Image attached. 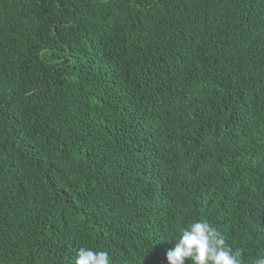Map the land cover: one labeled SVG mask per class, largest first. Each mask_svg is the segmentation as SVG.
<instances>
[{
  "label": "trees",
  "instance_id": "1",
  "mask_svg": "<svg viewBox=\"0 0 264 264\" xmlns=\"http://www.w3.org/2000/svg\"><path fill=\"white\" fill-rule=\"evenodd\" d=\"M201 219L264 255V0H0V264H167Z\"/></svg>",
  "mask_w": 264,
  "mask_h": 264
},
{
  "label": "clouds",
  "instance_id": "2",
  "mask_svg": "<svg viewBox=\"0 0 264 264\" xmlns=\"http://www.w3.org/2000/svg\"><path fill=\"white\" fill-rule=\"evenodd\" d=\"M242 255L240 250L233 251L221 231L201 219L180 231L165 258L167 264H243ZM74 264H111V258L107 251L80 247ZM253 264H264V255H258Z\"/></svg>",
  "mask_w": 264,
  "mask_h": 264
}]
</instances>
